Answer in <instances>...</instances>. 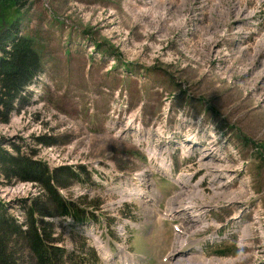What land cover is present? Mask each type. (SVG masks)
I'll use <instances>...</instances> for the list:
<instances>
[{
	"label": "rangeland",
	"instance_id": "rangeland-1",
	"mask_svg": "<svg viewBox=\"0 0 264 264\" xmlns=\"http://www.w3.org/2000/svg\"><path fill=\"white\" fill-rule=\"evenodd\" d=\"M13 23L42 72L0 122L3 146L90 173L60 179L91 214L57 219L65 264L264 261V0H0L1 37ZM159 147L189 180L159 172ZM40 191L0 183L17 218L16 200ZM221 230L204 250L167 253Z\"/></svg>",
	"mask_w": 264,
	"mask_h": 264
},
{
	"label": "trees",
	"instance_id": "trees-1",
	"mask_svg": "<svg viewBox=\"0 0 264 264\" xmlns=\"http://www.w3.org/2000/svg\"><path fill=\"white\" fill-rule=\"evenodd\" d=\"M13 1L23 3L24 0ZM16 24L13 23L7 33L0 36V122L5 123L15 106L23 100L24 91L42 72L41 57L32 39L20 35ZM2 142L4 138L0 139V183L31 182L42 191L36 196L16 200L23 208L22 218L13 215L11 202L0 198V264H65L71 260L72 253L59 244L55 235L57 219L70 216L77 223H84L91 214L61 195L63 183L60 179L65 175L74 181H85L79 178L84 166L79 169L76 165L52 168L34 158L36 149L28 153L21 144L12 143L13 151H9ZM84 171L90 174L86 168ZM80 260L83 262L81 257Z\"/></svg>",
	"mask_w": 264,
	"mask_h": 264
},
{
	"label": "bare ground",
	"instance_id": "bare-ground-1",
	"mask_svg": "<svg viewBox=\"0 0 264 264\" xmlns=\"http://www.w3.org/2000/svg\"><path fill=\"white\" fill-rule=\"evenodd\" d=\"M189 139V140H188ZM187 140L190 142V139H192V138H188ZM193 140H195L194 139V137H193ZM196 141V140H195ZM197 142V141H196ZM179 180L178 181H180V177L178 178ZM182 180V179H181ZM198 187V186H197ZM189 205V204H188ZM187 208H190V207H187ZM192 209V211L193 212H196V211H194V209L193 208H191ZM180 211V210H179ZM193 212H191V214L190 215H192L191 217H193V219H194V221H196L198 218H199V214L198 213H193ZM200 212V211H199ZM181 213V212H180ZM198 214V215H197ZM200 214H202V213H200ZM181 215H182V213H181ZM180 215V216H181ZM196 219V220H195ZM200 219V218H199ZM181 226H183L182 224H181ZM188 227H183V229L180 231V232H178V234H180V235H186V233H185V231H186V229H187ZM190 228H192V227H190ZM190 233H194V229L190 232ZM186 241L187 240H185V241H183V239H179V242H177L176 243V246L174 247V249L173 250H171V251H168L167 250V252H172L173 253V255H174V258H175V253L177 252V251H181V250H183L186 246H187V243H186ZM179 248H181V249H179ZM209 264H211L210 262H209Z\"/></svg>",
	"mask_w": 264,
	"mask_h": 264
}]
</instances>
